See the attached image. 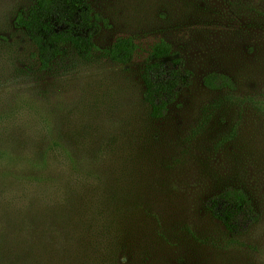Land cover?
<instances>
[{"label":"rangeland","instance_id":"obj_1","mask_svg":"<svg viewBox=\"0 0 264 264\" xmlns=\"http://www.w3.org/2000/svg\"><path fill=\"white\" fill-rule=\"evenodd\" d=\"M33 3L0 0V264H264V0H90V59L47 70L14 24ZM162 42L192 78L152 119L140 74ZM228 187L259 216L238 234L206 209Z\"/></svg>","mask_w":264,"mask_h":264},{"label":"trees","instance_id":"obj_2","mask_svg":"<svg viewBox=\"0 0 264 264\" xmlns=\"http://www.w3.org/2000/svg\"><path fill=\"white\" fill-rule=\"evenodd\" d=\"M99 19L90 0H34L27 12L15 16L14 24L34 46L38 67L47 70L56 60L68 57L71 50L79 59L89 60L95 49L94 38L100 31ZM106 53L110 61L127 65L134 56L135 45L129 38H120ZM170 55L169 44L155 45L151 61L140 74L142 100L152 119L165 116L192 78L182 60H174L175 71L167 72L162 59ZM203 83L214 91L236 87L229 77L216 73L206 75ZM206 209L230 234L245 231L259 217L246 192L232 187L210 197Z\"/></svg>","mask_w":264,"mask_h":264}]
</instances>
